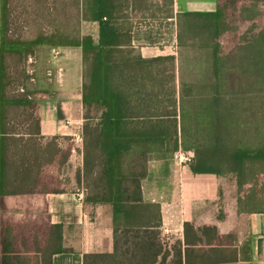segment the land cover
<instances>
[{
    "label": "trees",
    "instance_id": "1",
    "mask_svg": "<svg viewBox=\"0 0 264 264\" xmlns=\"http://www.w3.org/2000/svg\"><path fill=\"white\" fill-rule=\"evenodd\" d=\"M216 1L215 12L178 14V71L176 56L143 58L129 23L169 17L172 0L167 9L149 0H33L52 5L45 15L53 26L31 39L20 35L29 24L21 16L41 26L39 11L24 6L15 15V0H0V197L64 191L72 151L70 138L41 136L36 99L7 90V58L25 61L41 46L83 52V167L73 177L84 206L110 208L114 242L112 253L87 254L85 264L238 261L214 227L185 222L183 240L164 235L162 204L145 198L143 184L152 165L167 172L177 152L189 155L194 178L225 179L240 212L264 213V0ZM69 7L76 10L70 27L60 20ZM85 22L98 25L97 40L82 35ZM18 107L30 109L27 136H16L18 121L9 120ZM1 226L0 264L16 262L17 246L30 243L44 242L50 255L67 251L61 224Z\"/></svg>",
    "mask_w": 264,
    "mask_h": 264
},
{
    "label": "crops",
    "instance_id": "2",
    "mask_svg": "<svg viewBox=\"0 0 264 264\" xmlns=\"http://www.w3.org/2000/svg\"><path fill=\"white\" fill-rule=\"evenodd\" d=\"M157 7H165V0H149ZM216 0H172L169 17L132 16V47L143 58L176 56L178 71L182 59L178 46L177 16L185 12H215ZM168 13V12H167ZM91 34L98 39V25L83 23L82 35ZM40 57L48 55V76L50 86L38 101L37 116L40 120V134L44 138H70L72 151L67 164L66 184L59 193L39 192L0 197V263H2V221L26 224H61L64 227L62 246L67 251L56 255L47 252L48 245L37 243L27 245L18 254L17 261L8 264H85V255L112 253L114 251L112 214L107 206H84V191L75 186L71 171L83 167L82 133L85 123L83 92V52L79 47L36 48ZM46 52V53H45ZM208 69L211 70V66ZM209 70V71H210ZM40 87V86H39ZM16 136H27L25 131ZM218 179L214 177H208ZM191 179L194 178L191 175ZM65 182V180H63ZM226 182V181H225ZM61 188V187H60ZM144 188V187H143ZM220 189V187H219ZM223 191L225 189L223 188ZM145 195V193H144ZM146 198V196H145ZM155 201V199H152ZM200 197L191 194L187 200L180 196L183 209L163 213V232L171 239L184 237V223L190 222L195 229L205 226L217 229L224 242L220 247L235 250L237 262L233 264H264V213L240 212L235 206V197L225 192L213 193L205 198L207 210L197 202ZM195 206L187 210V206ZM162 204V203H161ZM211 204V205H210ZM214 204V205H213ZM215 205L218 207L215 208ZM222 216V217H221ZM221 217V218H220ZM222 241V240H221ZM32 247V248H30ZM243 254V256H242Z\"/></svg>",
    "mask_w": 264,
    "mask_h": 264
},
{
    "label": "rangeland",
    "instance_id": "3",
    "mask_svg": "<svg viewBox=\"0 0 264 264\" xmlns=\"http://www.w3.org/2000/svg\"><path fill=\"white\" fill-rule=\"evenodd\" d=\"M15 2L18 4V9L15 10V15L20 14L22 12V7L24 6L27 7V11L29 12L37 10L41 14V26H38L36 22L33 21L35 17L32 16V14L21 16L29 22V24H26L22 28V33L20 32L22 38L31 39L36 36L40 27L45 28L48 31L52 29L53 25L49 23V18L45 15V11H49V9L51 10L52 5L43 8V4L33 5V0H15ZM52 14L54 15V12H52ZM75 14L76 10L69 7V10L68 8L66 9L64 16H61L60 20L61 22H67L69 27L71 24L76 25L74 19ZM36 51L38 50L36 49L34 55L28 56V58L22 62H18L15 58H7V71L9 76L7 81L11 83L8 85L7 90L18 94L27 92L31 95V98L36 99L38 105V101L42 100L43 97L45 98L48 94L47 92L45 95L44 90L45 92L48 90L50 82L48 81V64L44 63L48 60V55L40 57L42 53L37 54ZM29 110L30 109L28 108L18 107V109H15L14 112L10 113L9 120L12 123L16 122V120L18 121V124L14 126H16L19 131H24L27 127L25 125V120H28ZM35 111L37 110L35 109ZM188 160L189 155H183L182 158L175 157V160L172 161L167 169V172L164 167L158 166L157 164L152 165L151 175L144 181L143 184L146 199H155V201L161 202L164 206L165 212L168 213L170 211L183 209L180 204V196L182 195H184L187 200L191 194L196 193V195H198L201 199V201L197 202L198 206L196 208L200 206L202 210H207L208 206L206 203L203 204L202 199L204 200L205 198H209V196L213 193H218L219 187L224 188V192L227 195L229 194L227 191L228 185L225 182V179L200 177L192 180L191 174L186 166V162H188ZM70 174L74 176V171H71ZM190 204L191 203L189 202L187 210H192L195 207ZM216 207L218 206L215 205V208ZM0 219H2V216H0Z\"/></svg>",
    "mask_w": 264,
    "mask_h": 264
},
{
    "label": "built area",
    "instance_id": "4",
    "mask_svg": "<svg viewBox=\"0 0 264 264\" xmlns=\"http://www.w3.org/2000/svg\"><path fill=\"white\" fill-rule=\"evenodd\" d=\"M182 156H183V154L181 153V152H177L176 154H175V157L176 158H182Z\"/></svg>",
    "mask_w": 264,
    "mask_h": 264
}]
</instances>
